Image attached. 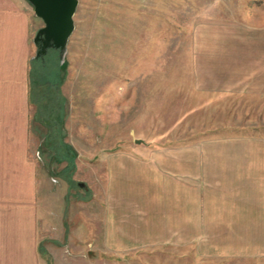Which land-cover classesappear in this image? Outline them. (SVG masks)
Here are the masks:
<instances>
[{
    "label": "crops",
    "instance_id": "obj_1",
    "mask_svg": "<svg viewBox=\"0 0 264 264\" xmlns=\"http://www.w3.org/2000/svg\"><path fill=\"white\" fill-rule=\"evenodd\" d=\"M38 20L26 0H0V264H60L38 196ZM190 43L191 116L212 126L186 144L106 155L100 193L82 201L92 215L61 220L62 247L83 264L163 249L189 264H264V20L206 21Z\"/></svg>",
    "mask_w": 264,
    "mask_h": 264
},
{
    "label": "rangeland",
    "instance_id": "obj_2",
    "mask_svg": "<svg viewBox=\"0 0 264 264\" xmlns=\"http://www.w3.org/2000/svg\"><path fill=\"white\" fill-rule=\"evenodd\" d=\"M244 19L264 20V0H76L63 60L47 50L31 75L30 96L44 116L38 148L46 183L38 177V196L60 264L85 263L67 243L62 247L61 220L92 215L106 155L186 144L195 131L211 128L191 116L184 74L190 37L203 22ZM182 254L139 251L127 263L189 264L188 253Z\"/></svg>",
    "mask_w": 264,
    "mask_h": 264
},
{
    "label": "water",
    "instance_id": "obj_3",
    "mask_svg": "<svg viewBox=\"0 0 264 264\" xmlns=\"http://www.w3.org/2000/svg\"><path fill=\"white\" fill-rule=\"evenodd\" d=\"M26 1L31 6L33 14L42 22V26L37 28L32 37L34 56L42 57L48 49H54L59 60H63L67 38L73 29L72 15L76 0Z\"/></svg>",
    "mask_w": 264,
    "mask_h": 264
},
{
    "label": "flooded vegetation",
    "instance_id": "obj_4",
    "mask_svg": "<svg viewBox=\"0 0 264 264\" xmlns=\"http://www.w3.org/2000/svg\"><path fill=\"white\" fill-rule=\"evenodd\" d=\"M49 50V49H48ZM47 52V51H46ZM40 57H37V59H39Z\"/></svg>",
    "mask_w": 264,
    "mask_h": 264
},
{
    "label": "trees",
    "instance_id": "obj_5",
    "mask_svg": "<svg viewBox=\"0 0 264 264\" xmlns=\"http://www.w3.org/2000/svg\"><path fill=\"white\" fill-rule=\"evenodd\" d=\"M50 50V49H49ZM54 50V49H53Z\"/></svg>",
    "mask_w": 264,
    "mask_h": 264
}]
</instances>
